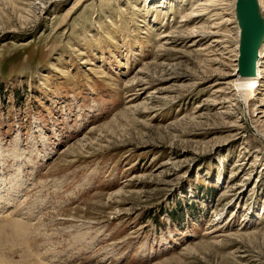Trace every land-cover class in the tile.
Masks as SVG:
<instances>
[{
  "label": "rangeland",
  "instance_id": "1",
  "mask_svg": "<svg viewBox=\"0 0 264 264\" xmlns=\"http://www.w3.org/2000/svg\"><path fill=\"white\" fill-rule=\"evenodd\" d=\"M197 1L0 0V264H264V85Z\"/></svg>",
  "mask_w": 264,
  "mask_h": 264
},
{
  "label": "bare ground",
  "instance_id": "2",
  "mask_svg": "<svg viewBox=\"0 0 264 264\" xmlns=\"http://www.w3.org/2000/svg\"><path fill=\"white\" fill-rule=\"evenodd\" d=\"M226 1L232 2V0H204V1L198 0L194 9L200 8L201 12L195 11V13H193V16L200 17L202 15L203 16L207 15L208 13L206 12V10H208L209 7L217 6L220 2H224L223 3L224 5L226 4ZM256 1L257 0H238L237 5L239 8H237V11H236V15L238 19L235 25L236 35H238L237 36L238 42L235 45H233V48L227 47L224 44L228 52H231V51L236 52L235 59H234L236 63L234 64V68L232 69L231 73L228 74L229 76L226 79V82H224L225 84L224 88L230 89V93H231L228 98H225V100L231 105H237V106L245 105L248 107L249 100L251 99L252 94L256 93L259 86L264 85V80H262L263 75H264V6L261 7V6H258V4L255 5ZM226 6H228V4ZM183 17H187V16L184 15ZM209 17H212V19L210 18L211 20H208L206 22L207 28H209L210 30L214 29V31H212L211 33L219 35L222 38V34L219 33L220 24L214 21V20H217L219 17L218 10L215 8L214 13L211 14ZM180 21H186V20L181 18ZM201 32L202 33L206 32L203 30L202 26L191 28V33L192 34L195 33L196 36L202 34ZM246 32L257 33V41L254 45L253 52L250 58L249 57L245 58L242 53L245 48L243 37ZM164 36H167V35L163 34L162 37ZM212 42H215L217 44L219 42L223 43L220 37H215L212 40ZM164 43H166V41ZM217 44H215V46H217ZM250 62H251V66L250 68H248ZM216 91H220V90L217 89ZM247 110L248 109H246V111ZM258 136L262 138L263 135L258 133ZM17 139L19 140V135ZM87 224L88 223L80 225L79 230H78L79 233H77V236H75V239H77L79 235H82L83 238L87 237L89 233L88 229H90L89 228L90 225H87ZM67 231H72V229L71 230L67 229Z\"/></svg>",
  "mask_w": 264,
  "mask_h": 264
},
{
  "label": "water",
  "instance_id": "3",
  "mask_svg": "<svg viewBox=\"0 0 264 264\" xmlns=\"http://www.w3.org/2000/svg\"><path fill=\"white\" fill-rule=\"evenodd\" d=\"M243 41H244V51L242 52L243 53V56L245 58L247 57H251L252 55V52H253V48H254V45L257 41V33L255 32H246L244 34V37H243ZM251 66V62L249 63V66L248 68H250Z\"/></svg>",
  "mask_w": 264,
  "mask_h": 264
}]
</instances>
